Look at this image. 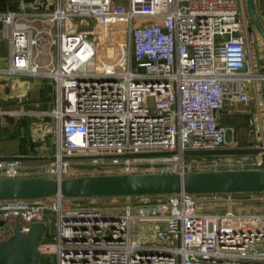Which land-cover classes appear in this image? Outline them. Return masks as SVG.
Here are the masks:
<instances>
[{"label":"built area","instance_id":"obj_1","mask_svg":"<svg viewBox=\"0 0 264 264\" xmlns=\"http://www.w3.org/2000/svg\"><path fill=\"white\" fill-rule=\"evenodd\" d=\"M73 17L93 20L98 29H77ZM47 18L49 46L58 54L43 66L35 57L44 27L14 10L0 14L1 37L11 49L0 72L55 82L54 104L41 112L55 123L49 175L66 177L76 153L92 154V163L97 154H113L104 164L119 172L189 171L195 165L186 161L187 149L229 146L217 113L227 94L246 101L248 82L261 89L256 104L264 115V71L249 62L243 0H57ZM119 32L124 37L113 41L115 52L101 59L97 38L115 39ZM150 150L168 153L130 156ZM250 164L264 167V155ZM26 169L22 160H0V175ZM206 195L233 200L232 193L185 191L101 205L67 203L61 194L49 202L3 199L0 240L18 222L24 229L43 222L51 239L40 251L55 264H262L264 214L207 212L199 206Z\"/></svg>","mask_w":264,"mask_h":264},{"label":"crops","instance_id":"obj_2","mask_svg":"<svg viewBox=\"0 0 264 264\" xmlns=\"http://www.w3.org/2000/svg\"><path fill=\"white\" fill-rule=\"evenodd\" d=\"M244 3L243 1L249 32V62L256 70L264 71V38L251 22ZM253 3L264 28V0H253ZM56 4L57 0H0V14L8 10L17 11L25 19L32 20L35 25L44 29L51 27L49 30L51 32L52 23L47 17ZM1 27L0 20V68L7 67L11 61L10 42L1 37ZM44 36H48L47 30ZM46 48L39 50L35 57L43 66L53 63L58 54L57 47L48 50ZM55 92V82L47 76L0 72V155L36 156L23 160L27 167L25 174L44 172L41 167L54 156L56 146L52 128L55 123L51 117L44 116L41 112L52 107ZM247 94L246 101L227 94L223 108L217 113V121L228 127L226 131V139L230 141L228 148L260 147L264 142V115L256 104L257 98L261 97V89L257 82H248ZM260 155H264V151L223 156L225 159L234 157L230 158L233 160V168H264L250 164ZM226 204L227 209L233 205L230 210L235 212L264 214V192L233 195V200ZM248 205L255 206L256 210H247ZM262 245L264 242L259 246Z\"/></svg>","mask_w":264,"mask_h":264},{"label":"water","instance_id":"obj_3","mask_svg":"<svg viewBox=\"0 0 264 264\" xmlns=\"http://www.w3.org/2000/svg\"><path fill=\"white\" fill-rule=\"evenodd\" d=\"M251 22L264 38V28L257 16L253 0H245ZM243 69L245 67H242ZM261 147H222L214 149H187L194 155L253 154ZM166 150L130 153L132 156L167 154ZM113 154H103L110 157ZM128 156L129 153L122 154ZM80 156V155H74ZM71 156V157H74ZM93 157V155H87ZM36 158L26 155H0V160ZM185 191L189 193H232L264 191V168H225L211 170H169L135 172H97L58 178L48 173L0 175V200L37 199L61 194L65 197H100L158 195ZM45 223L35 222L24 229L18 222L12 234L0 240V264H40V243Z\"/></svg>","mask_w":264,"mask_h":264},{"label":"rangeland","instance_id":"obj_4","mask_svg":"<svg viewBox=\"0 0 264 264\" xmlns=\"http://www.w3.org/2000/svg\"><path fill=\"white\" fill-rule=\"evenodd\" d=\"M116 1L118 3H120V4H122V5H127V0H116ZM243 1L245 2V0H243ZM72 23H73V25H75L77 27V29H89V30H92L95 27H96V29H98V26H95V22L93 20H88V21L84 20V21H82V20H79L76 17H73ZM33 25L35 26L34 23H33ZM36 26L40 30L41 26H38V25H36ZM54 30H55V27L53 26V32L55 33L56 30L55 31ZM43 34L39 35L40 38H39L38 49L41 50L44 47H47L46 50H48V49H50L49 44H50L51 38L48 37V36L47 37H45V36L43 37ZM118 34L119 35L115 39H112V37L102 38V39H98L97 38L99 46L101 47V50H100V52H101L100 53V58L101 59L109 58L115 52L114 42L113 41H115L116 39L124 37L123 32H119ZM51 47H52L51 49H56V46H51ZM99 62L100 61H98L97 64H99ZM133 68H134V65H133ZM140 69H143V68H140ZM75 155H80V156L72 157V158L79 159V160L82 161L81 163H79V165H85L86 163L93 164V165H95V164H103V163H106V159L109 158V157H103L102 156L103 154H97L96 156L99 159L98 162L97 163H92L90 161V159L92 157L91 156H87V155H92V154L76 153ZM130 156H132V155H130ZM155 156H157V155H155ZM155 156L153 155L152 157H155ZM148 157H151V156H148ZM185 158H186L187 162H190L193 165H195V166L191 167V170L225 169L223 167L233 168V166H234V164L232 163L233 160H230V158L234 159V157H228L229 159H225V157L223 155H221V156L194 155V156H186ZM214 160H215V162H213ZM47 164L45 166H42L41 170L44 169V171H45V169L47 168L46 167ZM196 164H198V165H196ZM89 171L90 170H87V169L78 171L76 169H70L69 168L67 176L79 175L80 173L87 174ZM92 171H94L92 173H97V172H95V171H97L96 168H93ZM136 171H145V170L137 168ZM105 172H108V171H105ZM109 172H113V171H109ZM160 196L161 195H143V196L140 195V196H136V197H133V198L131 197V199L133 201L134 200L138 201V200H142V199L152 200V199H154L156 197H160ZM199 197H201V196H199ZM201 199H203V200L202 201L199 200V202H200L199 206L201 207V209H203V210H205L207 212L224 211L225 208L227 207V204H225L224 202L213 201V199H210V200L207 199V195H206V197L201 198ZM110 200L112 201L113 199L110 198ZM233 207L234 206L231 205L230 208H233ZM246 209L249 210V211H254V210H256V207L253 206V205H248V206H246ZM236 210H238V208H236ZM5 223H6L5 220L0 219V226L5 225ZM41 254H42V251H41Z\"/></svg>","mask_w":264,"mask_h":264},{"label":"trees","instance_id":"obj_5","mask_svg":"<svg viewBox=\"0 0 264 264\" xmlns=\"http://www.w3.org/2000/svg\"><path fill=\"white\" fill-rule=\"evenodd\" d=\"M186 156H190V155H187ZM82 161L79 160V159H75V158H70V165H69V168L70 169H76L78 171L80 170H90L88 173H92L94 171H92L93 168H96L97 171L95 172H105V171H108L110 169V171H113V172H118L119 171V167L116 166V165H107V164H88L86 163L85 165H79V163H81ZM87 162V161H86ZM223 168H226V167H223ZM44 171V169L42 170ZM42 173H45L42 172ZM33 174H41L40 172L38 173H33ZM82 174V173H80ZM264 191H258V192H232L233 195H241V194H249V193H262ZM224 192H220V194H223ZM195 196H200V195H203V194H199V193H193ZM158 195H162V194H158ZM53 196V195H52ZM52 196H48V197H42L40 199L44 200V201H52ZM136 196H140V195H132L130 197H136ZM143 196V195H142ZM110 198H112L113 200H115V203H118L120 204L125 196H100V197H96V198H93V197H65V200L67 203H73V204H81V205H101V204H107L109 201H110ZM134 201H137V200H134ZM51 239V235L48 234L47 232V228L45 229L44 231V235H43V239L41 242H44V241H49ZM40 264H55V259L52 258V260H48L46 258V256L44 257L42 254L40 256V260H39Z\"/></svg>","mask_w":264,"mask_h":264}]
</instances>
